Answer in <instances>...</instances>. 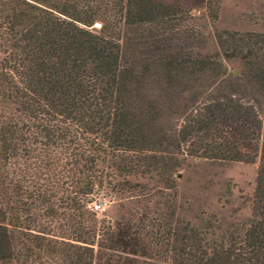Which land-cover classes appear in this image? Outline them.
<instances>
[{"label":"trees","instance_id":"trees-1","mask_svg":"<svg viewBox=\"0 0 264 264\" xmlns=\"http://www.w3.org/2000/svg\"><path fill=\"white\" fill-rule=\"evenodd\" d=\"M198 9L214 22L219 0H0V264H92L99 233L131 254L147 240L172 264H264V33L215 34L221 57L120 64L123 26L175 32ZM189 157L256 163L247 219L140 214L111 230L88 209L100 192L157 191L171 213Z\"/></svg>","mask_w":264,"mask_h":264},{"label":"rangeland","instance_id":"rangeland-1","mask_svg":"<svg viewBox=\"0 0 264 264\" xmlns=\"http://www.w3.org/2000/svg\"><path fill=\"white\" fill-rule=\"evenodd\" d=\"M222 32L264 33V0H219L217 19L211 22L203 9L190 11V18L175 32H165L151 24L123 26L120 30L119 60L121 65L130 66L136 72L150 60H157L163 52L182 48L198 56L221 57L214 39ZM226 72L238 74L237 60L223 61ZM156 93V87L152 85ZM263 121V106L258 109ZM111 147L107 144L106 149ZM256 163L226 160H208L198 157L186 158L174 179L171 213L162 205L157 191L149 197L132 199L100 192L91 204L100 206L95 213L96 222L114 230L116 223L122 227L125 221H134L140 214L148 217L165 218L173 226L179 222L197 224L212 214L219 224L237 223L248 218L249 201L254 188ZM130 184L138 183L152 187L159 185L136 176L127 178ZM159 190V189H158ZM105 237L99 234L93 239L92 264H172L159 257L150 245L145 253L131 254L122 250L104 248Z\"/></svg>","mask_w":264,"mask_h":264},{"label":"built area","instance_id":"built-area-1","mask_svg":"<svg viewBox=\"0 0 264 264\" xmlns=\"http://www.w3.org/2000/svg\"><path fill=\"white\" fill-rule=\"evenodd\" d=\"M88 209H90L91 211H96L100 209V206L92 203L89 204Z\"/></svg>","mask_w":264,"mask_h":264}]
</instances>
